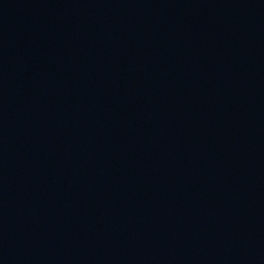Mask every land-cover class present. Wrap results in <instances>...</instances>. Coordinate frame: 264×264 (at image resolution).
<instances>
[{"label":"water","instance_id":"95a60500","mask_svg":"<svg viewBox=\"0 0 264 264\" xmlns=\"http://www.w3.org/2000/svg\"><path fill=\"white\" fill-rule=\"evenodd\" d=\"M0 264H264V0H0Z\"/></svg>","mask_w":264,"mask_h":264}]
</instances>
